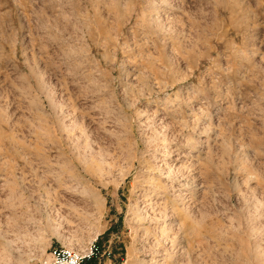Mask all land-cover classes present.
<instances>
[{
	"label": "rangeland",
	"instance_id": "obj_1",
	"mask_svg": "<svg viewBox=\"0 0 264 264\" xmlns=\"http://www.w3.org/2000/svg\"><path fill=\"white\" fill-rule=\"evenodd\" d=\"M171 22L176 32L166 28ZM149 61L160 65L152 91L122 114L136 135V110L144 112L141 121L156 112L154 121L171 126L199 119L186 154L203 161L194 196L196 204L202 195L205 215L198 253L211 259L216 251L217 264H231L239 241L255 239L248 224L264 233V0H0V264L20 257L33 264L56 247L92 245L84 264H179L181 255L154 256L155 249L165 255L168 242L150 248L154 237L140 235L146 223L134 231L137 161L123 180L118 168L93 171L95 158L78 157L41 92L50 90L55 101L64 96V122L73 104L88 122L100 101L111 91L122 95ZM173 75L184 79L173 82ZM7 201L19 212L13 226L1 215L11 211ZM176 237L179 254L190 250L192 234Z\"/></svg>",
	"mask_w": 264,
	"mask_h": 264
},
{
	"label": "bare ground",
	"instance_id": "obj_2",
	"mask_svg": "<svg viewBox=\"0 0 264 264\" xmlns=\"http://www.w3.org/2000/svg\"><path fill=\"white\" fill-rule=\"evenodd\" d=\"M166 28L168 31L176 32L175 23L169 24ZM148 31L149 30H146L145 33ZM151 32L154 33V31ZM81 38L85 41V43L89 41V37L85 38L84 34L81 35ZM166 55L167 57L164 58L166 63L161 62L168 66L166 69L172 70L175 61H172L173 58L171 59L170 54ZM159 66L160 65L158 64L157 66L154 61H149V65L147 66H142L140 71L135 76V81L133 83L130 82L131 84L129 86L127 85L123 87L122 95H118L115 91H111L106 100L104 99L100 101L101 104L99 103L100 105L96 106L97 108H95V110L91 112L90 116L87 117L88 122L82 121V116H78L77 114L78 110L75 112L77 108L75 104L72 105L70 113L65 109L67 112L66 116L69 115L70 117L68 123H66L67 120L64 122L62 120V116L59 115L62 113L64 116L65 113L63 110V106L66 105L65 100L63 99L64 96L63 98L55 101L56 99L54 100L51 96L50 90L40 88L43 90L41 92L44 93L45 97L48 99L49 106L51 108L55 107L56 118L60 121L62 126L61 131H66L65 139L70 141L72 148L75 150L78 157L83 161H85V158H91V160L95 158L94 161L96 167H94L95 170L92 168L93 171L103 174L110 173L115 168H118L120 171V178L123 180V178L131 172L135 161H137L139 171L137 172L138 175H136V177L134 176L136 178V182L132 184V187L137 189L139 202L137 201L131 203L129 211L131 210L132 218L134 219L133 222H135L134 231L136 233L137 229H140L138 228L140 227V223L147 224L146 227H142L140 235L147 238V240L150 234L154 237L155 242L150 245V248L159 245L161 241L168 242L167 245H163L165 255L160 254V251L156 249L152 251L149 248L152 253H155L154 256L163 255V257L170 259L181 255V257H179L181 259L177 260L179 264H217L216 262L218 256L216 251H212L210 253L207 251L210 255H212L211 259H207L208 256L204 257V253L201 255L198 253V249H196L203 247L202 229L204 228L203 218L205 215L204 210H202V207L199 204L201 202L200 199L202 198L200 193L196 198L197 206H195L196 204L194 203V196L199 191L198 186L203 183L201 178L203 161H198V159H195V161L187 160L189 155L186 156V154L194 148L199 137V128L197 129L198 123H196L199 119L197 117L194 119L193 117L195 121L193 120L192 125L186 121L183 122L178 120L175 122L176 124L171 126L169 123L164 122L163 118L160 116L159 119L161 120L162 118V122L158 123L154 121V118L157 116L156 112L145 115V120L143 119V121H141L140 116L144 115V112L134 110L136 114L137 126L135 127L138 129V134L136 135L134 124L130 122V118L128 119V116H124L122 114V112H128L130 108L134 106V102L137 98L144 95L146 96V94L152 91L153 86L151 80H155L157 78ZM162 66L164 67L165 65ZM163 71H165V69ZM172 78L173 82L184 79V77L179 78L177 75H173ZM167 82L163 84V86L167 87L171 85H168ZM156 84L162 86V84H159L158 82H156ZM96 90L98 91V89ZM96 90H92V92L94 93L95 91V93H97ZM97 95L99 94L97 93ZM99 97L97 96V98ZM53 101L55 102L52 106L51 102ZM38 104L39 110L43 112V116L45 115L46 117L42 101L39 100ZM148 111L149 109L145 111V114ZM182 111V108L176 110V112ZM48 115L49 114H47V116ZM56 130L58 131V129ZM53 131H55V129H53ZM69 132L72 133L71 136L69 135ZM191 134H195V137L187 139V137L191 136ZM80 138H82V141H79ZM163 145L166 148L164 151L161 150ZM183 147H185V149H182ZM188 147L190 148L189 151L186 150ZM157 151L161 153L158 156L156 154ZM94 161L92 160V162ZM3 164H5V162H3ZM8 175L9 173L7 174V172L2 175L5 176L4 179H6L3 181L2 186H8L10 183V180L7 179L9 178ZM186 189H188L187 193H184ZM49 195L50 194L48 193V196H46L47 201L51 200ZM7 202L11 208L12 201ZM10 210L11 211L8 213L1 215L5 217L4 220H6V223H10L13 226V223L16 224L17 222L16 216L19 212H17L14 208H11ZM257 224V222L248 224V227H252L250 228L249 235L252 234V237L255 239L249 244V246L241 240L239 241L238 247H236L235 250L233 249L234 255L231 264H264V246L256 240L261 239L264 241V233ZM255 226H257V229L254 228ZM179 231L180 234L182 231L193 235V239H190L192 240V243L189 246L190 250L186 249L188 251L183 254H179V241L176 237ZM0 236L3 237L1 232ZM181 243L182 242L180 241V244ZM2 245L5 246L6 244L1 242L0 246ZM193 251H196L195 255L193 254ZM0 260H6L5 255L1 254ZM24 263L25 261L22 260L21 257L16 262V264ZM142 263L146 264L145 262ZM153 264H158V260H155Z\"/></svg>",
	"mask_w": 264,
	"mask_h": 264
},
{
	"label": "built area",
	"instance_id": "obj_3",
	"mask_svg": "<svg viewBox=\"0 0 264 264\" xmlns=\"http://www.w3.org/2000/svg\"><path fill=\"white\" fill-rule=\"evenodd\" d=\"M94 254L93 245L86 249L56 247L33 264H84Z\"/></svg>",
	"mask_w": 264,
	"mask_h": 264
}]
</instances>
